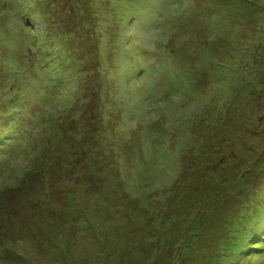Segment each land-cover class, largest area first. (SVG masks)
<instances>
[{
    "label": "rangeland",
    "instance_id": "1",
    "mask_svg": "<svg viewBox=\"0 0 264 264\" xmlns=\"http://www.w3.org/2000/svg\"><path fill=\"white\" fill-rule=\"evenodd\" d=\"M11 1L0 115L37 130L28 160L48 158L5 198L0 264H264V0ZM58 126L92 136L105 173L80 167ZM8 160L0 191L17 185Z\"/></svg>",
    "mask_w": 264,
    "mask_h": 264
},
{
    "label": "trees",
    "instance_id": "2",
    "mask_svg": "<svg viewBox=\"0 0 264 264\" xmlns=\"http://www.w3.org/2000/svg\"><path fill=\"white\" fill-rule=\"evenodd\" d=\"M182 1L189 2V0H182ZM234 1L240 2L241 4L244 3V5H247L249 7L251 6L252 10L253 9L259 10V8L261 7L260 5L262 4L259 0H234ZM11 2H13L12 4L14 6L18 5V4H16L15 0H12ZM190 3H194V2H190ZM21 5H23V4H21ZM21 5L18 7L20 8ZM262 5H264V4H262ZM262 9H264V8H262ZM18 13H19V16L22 19V21L28 27V25L31 24L28 13H26L24 11L23 7H21L19 9ZM167 30H168V28H167ZM35 43L37 44L36 38H34L32 40V45L33 44L35 45ZM36 47H37V55L39 56L40 52H38V49L40 47L38 44L36 45ZM39 64H40V68L45 65L41 62ZM42 69L44 71L49 70V72H51L50 83H51L53 89H54V86L57 87V91L61 90V88H64V90H62V92H61V94L63 95V91L65 93V90L68 87V82L64 78V75L61 73L62 71L60 72V71L56 70V68H53V70H52V69H49V67L48 68H42ZM13 98H14V96H13ZM13 98L11 97V94H9L7 100L12 101ZM2 105H3V103H2ZM15 109H18V108L15 107ZM68 109H69L68 111L70 112V115H73L74 112L80 111V109H73L72 110L71 107H69ZM13 115H14L13 112H7V113L4 112V113H2V115H0V154L6 152L5 154L9 157V160L7 163H9V167L17 175V179H15V181H14V183L17 185L11 184V185L7 186L4 190L0 191V227H1L2 223L4 222V218H5L4 216H6L8 218V217H11L10 215H12L11 210L9 209V206L7 204L8 202H5V198H7V200L11 199L14 202V199H16V195H18L20 193V189L18 188L19 186H23L24 184L25 185H27V184L32 185V180L36 175L38 176L40 174L41 176H44V175L46 176L45 168L44 167L42 168V165L44 164V162L40 161V158H46L48 156V154L46 152H39V153H36V155L33 159L28 160V151H29L28 148H29L30 143L32 142V139L29 140L30 142H26L20 148H18L16 146V143L13 142V138H18V135L21 134V129L17 128V125H15L13 122H10V120H12ZM82 115H83V112H81V116ZM99 124H100V122L98 123L96 130L100 129ZM70 127H73V126H70ZM83 128L84 127H82V129ZM25 129H27V128H25ZM58 130H59L58 135L56 136V139H55L57 142H60V143L64 142V143H62L63 145L66 142L67 144H65L64 146L69 148L70 150L73 149L72 150L73 152H76V150H78V147H80L81 154L79 155V157H77V159H78L77 162L80 165V167H82L84 169L91 170L92 173H94V171H96V172L101 171V172L105 173V171L107 170V167H108L106 163L108 162V160L110 158H108V156L106 155L103 148L99 147L97 142H94V138H92V136H90V140L88 139V137L87 138L83 137L82 140H75L74 141V139L76 138L75 136L77 135L76 131H74L75 132L74 134H71L66 128L63 130L62 127H59ZM36 132H37V130H36ZM10 134H11V137H10ZM31 134L34 135V132H31ZM37 134H38V132H37ZM83 134L85 136V133H83ZM35 139L36 138H33V140H35ZM48 152L51 153V150H48ZM90 153L94 154V156H95L94 159L90 158V160L93 161L92 164H91V162L85 161L86 158L89 157ZM24 157H26V159H27V161L25 163H24ZM1 168H3V167L0 166V169ZM25 168H28V170ZM2 170L3 169L0 170V173ZM15 202L17 203L18 201L16 200ZM15 208L19 209L21 211H24L26 213L31 211L29 208V204H27V205L21 204L20 207L16 204ZM41 208L39 209V211L41 210ZM2 239H3V235L1 232L0 233V240H2ZM231 246H232V248H237V247H240L241 245L236 244L235 246H233L231 244Z\"/></svg>",
    "mask_w": 264,
    "mask_h": 264
}]
</instances>
